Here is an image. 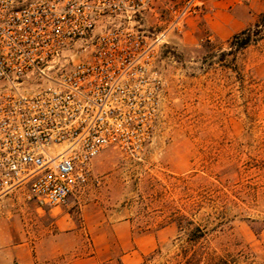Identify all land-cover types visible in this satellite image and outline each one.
Here are the masks:
<instances>
[{"label":"rangeland","instance_id":"374dc122","mask_svg":"<svg viewBox=\"0 0 264 264\" xmlns=\"http://www.w3.org/2000/svg\"><path fill=\"white\" fill-rule=\"evenodd\" d=\"M180 1L154 0L141 24L164 27ZM183 33L171 32L161 47L153 140L137 156L102 151L88 184L55 212L21 191L0 197V250L19 234L48 236L63 210L80 247L62 255L45 247L34 264L87 255L93 222L108 229L96 252L103 264H178L192 246L176 226L184 218L207 231L195 248L213 264H264V31L233 58L226 54L231 37L202 36L190 46ZM121 222L127 237L119 236ZM0 264L15 263L0 252Z\"/></svg>","mask_w":264,"mask_h":264},{"label":"built area","instance_id":"2783aa9c","mask_svg":"<svg viewBox=\"0 0 264 264\" xmlns=\"http://www.w3.org/2000/svg\"><path fill=\"white\" fill-rule=\"evenodd\" d=\"M154 0H0V197L55 207L84 189L107 148L139 155L155 135L161 47L203 0L162 28Z\"/></svg>","mask_w":264,"mask_h":264},{"label":"crops","instance_id":"0c3cea01","mask_svg":"<svg viewBox=\"0 0 264 264\" xmlns=\"http://www.w3.org/2000/svg\"><path fill=\"white\" fill-rule=\"evenodd\" d=\"M263 13L264 0H203V6L187 18L182 40L190 46L196 45L202 36L227 40L252 26ZM57 207L60 206L51 207L50 211L55 212ZM118 226L124 231L120 237L130 235L126 222H121ZM76 228L73 219L62 210L54 220V231L50 230L48 236L37 241L30 233L28 237L19 234L10 244L3 246L0 252L15 264H34V255L43 254L42 250L45 247L55 255L79 248ZM107 231L108 229L102 227L99 222H93L88 226L91 251L84 257L73 256L67 264H103L96 252L99 248L98 239L107 237Z\"/></svg>","mask_w":264,"mask_h":264},{"label":"trees","instance_id":"16d2710c","mask_svg":"<svg viewBox=\"0 0 264 264\" xmlns=\"http://www.w3.org/2000/svg\"><path fill=\"white\" fill-rule=\"evenodd\" d=\"M264 31V13L261 14L258 20L252 25L249 26L242 31L234 34L230 38V46L231 49L226 53L231 55L232 58L236 55V53L250 44L253 40H255L262 32ZM184 220L177 223V229L179 233H182L186 237V242L190 246L191 251L190 255L181 254L177 259L178 264H213L211 260V256L209 253L204 251L203 255L200 251L199 246L195 248V246L203 239L206 238L207 231L199 224L194 223L192 220ZM182 253V252H180ZM201 255V257H200ZM182 258V259H181Z\"/></svg>","mask_w":264,"mask_h":264}]
</instances>
